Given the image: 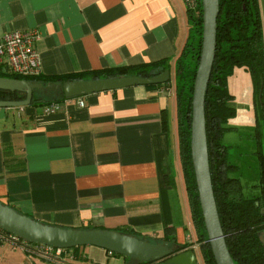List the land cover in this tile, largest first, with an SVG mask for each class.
<instances>
[{"label": "crops", "instance_id": "obj_1", "mask_svg": "<svg viewBox=\"0 0 264 264\" xmlns=\"http://www.w3.org/2000/svg\"><path fill=\"white\" fill-rule=\"evenodd\" d=\"M27 28L40 33V74L58 75L173 58L188 22L183 0H0V35ZM164 87L91 92L81 95L85 106L61 100L51 113L44 104L0 107V201L46 224L124 227L152 238L170 227L177 244L192 243L174 93ZM237 175L242 181L240 170ZM257 181L255 176L247 187L258 189L252 187ZM63 257L65 264L134 263L94 245L66 249ZM0 264L53 263L29 260L22 249L0 241Z\"/></svg>", "mask_w": 264, "mask_h": 264}, {"label": "trees", "instance_id": "obj_2", "mask_svg": "<svg viewBox=\"0 0 264 264\" xmlns=\"http://www.w3.org/2000/svg\"><path fill=\"white\" fill-rule=\"evenodd\" d=\"M188 29L185 41L172 58L164 56L149 61L122 63L107 67L89 68L85 71L58 75H18L0 71V76L24 79L35 83H62L85 79H110L120 76L154 77L164 69L170 71V79L164 83L145 84L155 89L170 84L174 93L177 149L183 184L187 196L191 225L194 232L192 243L177 244L170 227L164 228L162 237L139 236L127 228L114 229L122 233L147 239L150 242H169L177 253L197 245L201 264H217L204 227L198 191L190 151L193 83L202 42V4L199 0L193 9H186ZM216 48L211 74L205 94V121L210 176L219 220L225 241L234 264H264V27L259 0H219L217 15ZM238 69L247 72L252 86V107L255 140L254 155L258 165V181L252 187L258 193L245 195L236 171L238 166L229 161L228 146L222 142L224 132L231 129L227 122L234 118L237 109L235 96L228 86L229 77ZM25 92L0 90V101H23ZM64 96L52 93L51 99L32 93L31 103L42 105ZM163 129L167 128V111H161ZM84 229L103 227H81ZM80 246L66 249H78ZM109 252V251H107ZM134 261L133 264L166 263V258L141 261L111 252ZM172 264V263H171Z\"/></svg>", "mask_w": 264, "mask_h": 264}, {"label": "water", "instance_id": "obj_3", "mask_svg": "<svg viewBox=\"0 0 264 264\" xmlns=\"http://www.w3.org/2000/svg\"><path fill=\"white\" fill-rule=\"evenodd\" d=\"M202 42L196 68L190 129V151L196 187L203 216L207 240L217 264H234L226 245L225 235L219 220L214 198L206 137L205 94L215 57L217 15L219 0H201ZM170 79L168 68L154 77L120 76L110 79H85L62 83H35L24 79L0 76V90L25 92L23 101H0V107L29 105L35 89L67 97H76L91 92L113 90L130 85L164 83ZM0 228L32 243H42L59 248L94 245L109 252L141 261H158L166 258L172 264H199L196 253L189 248L177 253L165 241L150 242L137 236L113 229L71 228L42 223L20 213L0 201Z\"/></svg>", "mask_w": 264, "mask_h": 264}, {"label": "built area", "instance_id": "obj_4", "mask_svg": "<svg viewBox=\"0 0 264 264\" xmlns=\"http://www.w3.org/2000/svg\"><path fill=\"white\" fill-rule=\"evenodd\" d=\"M186 9H193L199 0H183ZM40 37L37 28L7 30L0 35V71L6 74L38 75L41 71L40 53L36 48V40ZM171 90L168 84L164 87ZM63 101L74 100L83 107L85 101L82 96L67 97ZM61 100H51L42 106L45 113H51L60 108ZM22 107V106H20ZM0 241L22 249L29 260L40 258L53 264H65L63 254L66 248L54 247L42 243L29 242L15 234L0 228ZM111 253V252H109Z\"/></svg>", "mask_w": 264, "mask_h": 264}, {"label": "rangeland", "instance_id": "obj_5", "mask_svg": "<svg viewBox=\"0 0 264 264\" xmlns=\"http://www.w3.org/2000/svg\"><path fill=\"white\" fill-rule=\"evenodd\" d=\"M264 0H259L260 13L264 19ZM232 91L230 92L235 96V107L240 111L234 118L227 122V126L231 129L224 132L222 142L227 145L229 161L240 164L241 168H237L236 171L231 172L233 175L240 174L242 176V186H244L243 192L245 195L255 194L258 189H253L250 186L255 183V176H258V165L254 155L255 140L251 136L254 129V112L252 106V86L247 72L244 69H238L233 76ZM232 77H229L228 86ZM34 93L37 95H52L44 89H35ZM251 103V106L247 105ZM247 105V106H246ZM263 235V233H262ZM198 257V261L201 264V260Z\"/></svg>", "mask_w": 264, "mask_h": 264}]
</instances>
